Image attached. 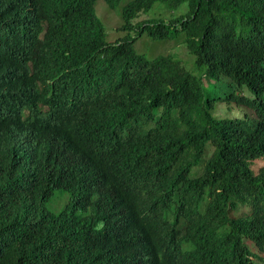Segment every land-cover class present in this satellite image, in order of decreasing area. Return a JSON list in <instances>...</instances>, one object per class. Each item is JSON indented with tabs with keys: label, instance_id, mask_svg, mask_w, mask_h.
<instances>
[{
	"label": "trees",
	"instance_id": "16d2710c",
	"mask_svg": "<svg viewBox=\"0 0 264 264\" xmlns=\"http://www.w3.org/2000/svg\"><path fill=\"white\" fill-rule=\"evenodd\" d=\"M98 1L0 0V264H264V0H102L114 42Z\"/></svg>",
	"mask_w": 264,
	"mask_h": 264
},
{
	"label": "rangeland",
	"instance_id": "374dc122",
	"mask_svg": "<svg viewBox=\"0 0 264 264\" xmlns=\"http://www.w3.org/2000/svg\"><path fill=\"white\" fill-rule=\"evenodd\" d=\"M184 6L185 3L181 4L179 8ZM95 8H96L97 16L101 18V20L105 25L106 32H108V40L110 42H114L115 40L119 39L120 37H123L124 35L126 36L129 35L130 32L118 31V27L122 24V19L119 11L111 10L108 7V4H106L102 0L96 3ZM119 10L121 11L120 8ZM171 12L172 9L168 7V5L164 3H158L149 11L148 15L154 16L157 14L159 16L160 13L170 14ZM133 36L136 37L135 31L133 32ZM182 39L183 38H178V39L175 38L173 40L171 39L168 41H158L151 37H148L147 35H143L142 37L137 39L135 43V49L138 53L144 55L148 59H156L160 56H173L175 59L179 61H183V65L185 66L187 71H189L191 74L203 78L201 75L197 74V69H195V58L193 55H191V52L188 50L184 40ZM203 81L205 84L206 94L212 99L213 98L226 99L229 93L231 94L234 93L233 91L234 88L232 86H229L224 81H221L219 83H216L215 81L211 82L206 77L205 79H203ZM243 90L248 91L246 88H243ZM227 104H228L227 102L218 101L216 104V110H215L216 113L220 114L221 116H226ZM230 108H231V115L226 116V118L227 117L237 118L244 116V113L239 107L236 106L232 108V106H230ZM209 149H210L209 152V156H210L214 151V147L210 146ZM263 165H264V160L261 159L260 161L255 163L254 167L258 171V169ZM66 196L69 199L68 193L64 192L63 190H58L55 196L49 202L46 203L45 207L49 210H52L53 213L58 214L59 211L62 210L64 205L67 203ZM244 207H246V210L250 209L248 208V206H244ZM90 215H91V210H89L88 213L84 214V216H90Z\"/></svg>",
	"mask_w": 264,
	"mask_h": 264
},
{
	"label": "clouds",
	"instance_id": "9594fccd",
	"mask_svg": "<svg viewBox=\"0 0 264 264\" xmlns=\"http://www.w3.org/2000/svg\"><path fill=\"white\" fill-rule=\"evenodd\" d=\"M58 190H63L64 192H66V193H68V195L70 194L67 190H65V189H62V188H60V189H57V190H55L54 191V193L52 194V196L49 198V199H44V198H39L38 200H37V203H38V205L40 206V209H41V211H46V207H43V203L46 205V203L47 202H49L54 196H55V194H56V192L58 191ZM66 199H67V203L65 204V205H67L68 204V202H69V199L67 198V196H66ZM94 199H95V197H94ZM64 205V206H65ZM90 207L91 206H89L87 209H79V217L80 218H83V219H85V220H87L88 221V216H84V214H86V213H88V210L90 209ZM46 208V209H45ZM64 209V208H63ZM49 210V209H48ZM50 211H52V210H50ZM61 211V210H60ZM60 211H59V213H60ZM96 222H103V221H100L99 219H97V221Z\"/></svg>",
	"mask_w": 264,
	"mask_h": 264
}]
</instances>
